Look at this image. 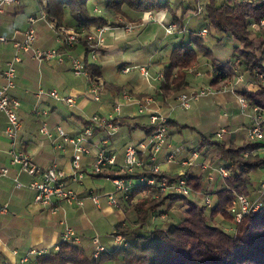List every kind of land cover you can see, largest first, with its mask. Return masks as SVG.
Listing matches in <instances>:
<instances>
[{"label":"crops","instance_id":"crops-1","mask_svg":"<svg viewBox=\"0 0 264 264\" xmlns=\"http://www.w3.org/2000/svg\"><path fill=\"white\" fill-rule=\"evenodd\" d=\"M99 3L102 2L98 0L91 3V8ZM42 11L40 0H20L9 6L0 18V37L6 39H0V86L5 84L4 71L8 63L14 60L16 54L22 59L16 64L17 85L10 91V96L20 102L17 110L19 129L15 138L7 135L8 118L6 114L0 113V169L9 168L7 175L0 176V208L7 205L5 211H0V259L10 264H21V259L25 256L28 257V262L24 264H48L42 262L41 255L50 253L57 244L63 242L62 234L68 226L79 235L80 246L95 251L97 239L110 251L113 250V233L117 224L134 225L137 220L136 212L128 209L129 204L122 200L123 194L117 191L113 182V178L118 175L119 165L124 162L127 146L137 145L139 158L147 164V169L158 166L159 171L182 174L187 168L182 165V160L192 152L200 151L203 136L216 133L211 139H220L230 144H241L246 140L251 125L250 114L247 110H242L241 106L240 109L229 106L233 102H239L238 89L257 87L255 81L246 78L236 84V93L217 91L195 101L190 109L179 105L178 94L163 98L159 91L160 81L156 76L169 65L173 47L187 37L186 32L178 29L168 31L171 15L165 11L130 12L132 22L128 25L105 26L106 44L98 49L95 58L87 56L89 63L99 66L102 74L99 78H95L89 69L87 74L76 75L71 70L68 59L63 63L56 59L39 63L31 51H17L16 45L25 38L30 25L29 18L38 16ZM67 20L71 21L69 13ZM199 24V19H192L190 25L193 28L190 29L196 30ZM35 27L37 48L57 46L66 52L57 41L56 32L45 20L38 21ZM116 42L123 51L133 46L141 49L152 47L147 51L148 58L145 61H135V52L129 59L118 64L121 60H115V54L107 51L108 45H116ZM84 50L81 41L72 52L84 56ZM147 64L150 65L149 71L153 76L151 80L140 70V66ZM202 64L201 68L190 71L187 91L204 87L220 90L222 84L216 87L211 83L214 71L212 63L203 58ZM127 67L131 69L126 71ZM98 80H103L105 85L100 100H95L91 97L92 86ZM52 90L74 96L75 105L55 100L49 95ZM124 92L138 101L124 99ZM221 105L228 108L223 116L219 112ZM117 106H120L119 111ZM200 108L203 111L199 112ZM155 113L166 116L169 124L165 145L153 157L150 149H143L140 145L146 140V127L154 124L151 115ZM94 116L111 121L114 128L97 126L88 136L85 145L89 152L82 155L79 169L82 177L75 181L72 167L74 145L64 140L58 133V127H62L69 137L74 138L91 124L90 119ZM43 126L47 127L51 135L42 132ZM222 129L227 131L222 137H218L217 134ZM13 150L31 155L43 169L55 164L65 173L64 180L76 192L82 205L61 202L58 211L52 212L51 209L36 204L37 191L30 184L39 179V176H31L22 172L19 165H13ZM101 150L107 158L115 160V164L104 165L101 172L114 173L113 177H100L99 172L94 169ZM202 150L203 158L201 157L200 163L206 161L205 155L211 157L216 154L207 147ZM217 163L213 166L219 168L214 169L213 176L207 177L210 181L205 182L209 192H215L224 185L219 169L225 162L219 160ZM204 166V170H207L208 165L205 163ZM191 169L196 174L203 172L199 165ZM261 178H264V170L255 174L254 183H260ZM18 182L22 186H18ZM112 193L118 197V205L110 203L109 196ZM92 197H96V201ZM204 198L199 194L190 196L191 200L199 203H203ZM187 207L182 201L175 203L169 211L172 219L160 223H176L181 216L180 212H186ZM33 249L41 253H31Z\"/></svg>","mask_w":264,"mask_h":264},{"label":"trees","instance_id":"trees-1","mask_svg":"<svg viewBox=\"0 0 264 264\" xmlns=\"http://www.w3.org/2000/svg\"><path fill=\"white\" fill-rule=\"evenodd\" d=\"M43 3V0H40L50 21L75 27L80 32L76 44L61 46L66 52L61 51L73 53L72 50L82 41L87 69L95 78H99L102 74L99 66L87 60V56L94 50L88 43L90 32L109 24L123 26L124 23L117 22L115 18L122 16L132 20L130 12L169 10L173 19L171 24L175 23L176 29L186 32L187 37L170 52V63L164 69L165 77L159 79L161 96L166 99L186 92L190 84V71L197 67L201 68L202 59L207 58L214 67L211 82L214 86L228 85L230 79H235L241 73L243 76L245 74L246 78L257 83L256 88L238 89L239 95L249 104L247 113L251 114L252 107L255 106L264 109V30L252 29V23L264 19V0H202L203 10L200 13L199 0H105L104 8L95 5L100 8L99 11L94 10L95 6L91 8L90 0H47ZM68 13L71 21L67 20ZM194 18L199 19L200 24L196 30H191L193 27L190 22ZM204 28L207 29L208 34L216 29L226 33L228 37H235L244 44V49L237 46L232 58L226 63L212 59L210 45L206 38L200 35V31ZM255 37L261 38L262 41L257 43ZM98 49L100 48H96ZM167 124L168 121L166 126ZM146 129L148 131L145 141L157 129V125L147 126ZM211 138L213 134L203 136L202 148L200 151H195L198 153V158L193 164L184 165L187 168L182 174L149 170L147 164H144L145 166L137 169L135 173L125 175L127 179L135 180L129 198L125 199L123 195L122 200L129 204L128 209L136 212L137 220L134 225L117 224L113 235L122 234L128 237L130 242L128 246L123 245L95 258L94 251L78 243L62 242L58 250L41 255L42 262L48 264H264V207L249 213L240 222H236L229 211L238 195H246L250 200L260 196V183H254L253 175L264 170V156L258 151L262 143L246 138L241 144H230ZM206 147L213 149L216 154L211 157L205 155L206 161L200 163L201 157L203 158L202 149ZM219 160L225 162L221 167L228 171V176L221 175L223 187L215 192H209L205 182L210 181L207 177L213 176V170L219 168L213 166L217 165ZM205 163L208 165L207 170L203 167ZM198 165L203 172L196 174L191 168H196ZM109 175L113 177L114 173L99 172L98 174L100 177ZM143 176L153 177L157 182L164 179L174 182L185 178L192 189L191 194L156 195V187L139 181ZM254 191L258 192L256 197L251 196ZM194 194L205 196L203 203L191 200L190 196ZM208 196L212 199L210 205L206 203ZM262 200L264 201V195ZM180 201L188 206L184 216L176 223H160L163 222L160 221V217L166 215V212L169 213L175 203Z\"/></svg>","mask_w":264,"mask_h":264},{"label":"built area","instance_id":"built-area-1","mask_svg":"<svg viewBox=\"0 0 264 264\" xmlns=\"http://www.w3.org/2000/svg\"><path fill=\"white\" fill-rule=\"evenodd\" d=\"M20 0H0V18L5 13L6 9L18 3ZM44 3L47 0H43ZM95 11H99L100 8L95 6ZM203 10L202 0H199L198 12L200 13ZM45 20L49 27L52 28L57 35V41L60 43V46H74L76 42L79 40L80 32L72 26L59 25L56 22H52L47 18L46 12L42 11L38 16H31L29 18V27L25 32V38L23 42L18 43L16 45L17 51H31L33 53L34 58L39 62L43 63L47 60L56 59L59 63L65 62L66 59L70 61L71 70L76 75H84L87 74V66L84 59V56H77L72 53H64L57 46H52L47 49L37 48L35 46L37 40V30L35 24L40 21ZM176 29V24H170L168 27V31H174ZM252 29L254 31L264 30V19L260 22L252 23ZM106 28L101 27L96 29L93 32L88 34V43L89 46L93 47L94 50L91 51L90 55L92 58H95L98 50L96 48H101L105 45V32ZM208 31L206 28L200 31V35L205 37ZM2 41L6 39L4 37H0ZM22 59L20 55L16 54L13 61L8 63L7 68L4 71L5 76V84L0 86V113L6 114L8 118V126L6 129V133L9 137L15 138L17 135V131L19 129V118L17 110L20 106V102L12 98L10 96V91L16 87V78H17V62H20ZM149 64L140 66V70L143 75L151 80L153 79L152 74L149 71ZM131 68L127 67L126 71H129ZM200 74V73H199ZM164 72H159L156 76V79H163ZM244 80V76L241 74L237 76L233 82H230L228 85H222L220 90H215L211 87H204L200 90H191L181 93L178 97L179 105L185 109H190L195 101H199L203 96L215 94L217 91H232L236 93V84ZM105 82L103 80H98L92 86V94L91 97L95 100H100L101 91L104 89ZM41 93H43L41 91ZM49 95L55 100L68 104L75 105L76 100L72 95H63L57 90H52L49 92ZM123 98L128 101H138L132 95L127 92L123 93ZM240 105L242 110L246 111L249 108V104L246 99L242 96H238ZM140 102V101H139ZM138 102V103H139ZM117 111H119L120 106H117ZM143 110H141L142 112ZM251 121L252 124L247 132V138L254 142H261L262 145L258 148L259 153L261 150H264V109L258 106L252 107L251 110ZM114 118H110L112 120ZM109 120V119H108ZM91 124L87 126L83 132L74 138H71L66 134L62 127H58V133L64 138L66 142H70L74 145V155L72 159V167H73V179L75 181H79L82 177V173L79 171L81 168V158L84 153L89 152V148L85 145L88 141V136L94 132V128L97 126H108L109 128H114V125L111 121H107L106 119H102L99 116H94L90 119ZM152 123L157 125V129L153 132V134L148 138L147 141L141 143L140 147L143 149H150L152 151L153 157L163 148L166 142L167 137V117L162 114H152L151 115ZM226 129H222L218 132V137H222L224 133H226ZM42 132L48 135L49 133L46 126L42 127ZM257 151V150H256ZM255 151V153H256ZM173 156H171L172 158ZM198 158V153L195 152L191 154L186 160L182 163L183 165L193 164V162ZM11 163L13 165H19L22 172H26L31 176H39V179L34 180L30 187L34 188L37 191V195L35 198V203L47 207L52 210V212H57L60 208L61 202H67L69 204H79L82 205V201L78 198L76 192L71 189L66 181L65 173L60 170L55 164L48 168H41L37 165L33 157L29 154H26L22 151H12V160ZM115 164L114 158H107L104 155L103 150L99 153V158L97 162L94 164V169L97 172H101L103 170V166L106 164ZM145 163L140 160L138 155V147L136 144H130L127 146L124 154V162L119 165L118 175L113 178V182L117 188V191L122 192L125 199L129 198L130 189L133 186V182L135 179H127L125 175H130L135 173L137 169L143 168ZM205 167V166H204ZM151 170L159 171L158 166L152 167ZM220 174L224 177L228 176V171L221 167ZM9 172V168H1L0 176L7 175ZM141 183L147 182L149 185L156 187L157 194H176V195H190L192 189L188 185L185 178H180L174 182H169L166 179L161 180L159 182L156 181L153 177L147 178L145 176L139 179ZM18 186H22V183L18 182ZM264 195V180L260 182V196L254 200H250L246 195H238L234 200L233 204L229 208L231 215L234 217L236 222H240L246 215L249 213L264 207V201L262 200V196ZM96 201V197H92ZM110 203L113 205H118V197L115 193L110 194L109 196ZM206 203L211 204L212 199L208 196L206 197ZM7 208V205H4L0 208V211L3 212ZM165 215H162L164 217ZM232 229V228H231ZM80 240L79 235L72 227H67L62 234L63 242H73L78 243ZM114 247L113 249H117L123 245L128 246L130 244L128 237L122 234L113 235ZM95 251L94 257L98 258L102 253L110 251L103 243L99 242V240H95ZM60 244L54 248L55 250L59 249ZM31 253L40 254V251L35 249L31 250ZM28 257L25 256L21 259V264L27 263ZM0 264H10L8 261L1 260Z\"/></svg>","mask_w":264,"mask_h":264},{"label":"rangeland","instance_id":"rangeland-1","mask_svg":"<svg viewBox=\"0 0 264 264\" xmlns=\"http://www.w3.org/2000/svg\"><path fill=\"white\" fill-rule=\"evenodd\" d=\"M102 3L100 4H98V5H101V8H102V6H103V8H104V1L105 0H100ZM175 1H177V0H175ZM96 2V0H90V3H95ZM174 2V1H173ZM162 11H165V12H168V14L169 15H171V12L169 11V10H162ZM115 19H117L116 21L117 22H121V23H124L125 25H128L130 22H132V21H130L129 19H125L124 17H122V16H120V17H117V18H115ZM126 20V21H125ZM173 19L171 18V22H173L172 21ZM227 34L226 33H224V32H219V31H217L216 29H213V32H211L210 34H208L207 33V35L205 36V38H206V41H207V43L210 45V48H211V50H212V53H211V58L213 59H216V60H219V61H221V63H226L228 60H230L231 58H232V56H233V53H234V51H235V49H236V47L237 46H239L241 49H244V44L242 43V42H240V41H238L235 37H228V36H226ZM220 37H223V38H220ZM221 40H220V39ZM255 39H256V42L257 43H260V41H262V40H260V39H258V37H255ZM117 43V42H116ZM106 44V43H105ZM110 45V44H109ZM108 45V47H107V51H109V52H111V53H113V54H115V56H114V59L115 60H121L120 62H117L118 64H120L121 62H123V60H127V59H129V57L132 55V54H134L135 52H136V56H135V58H133L135 61H138V62H140V61H145V59H147L148 57H147V51L152 47V46H149L148 48H146V49H141V48H137V47H135V46H133L132 48H130L129 47V49H125L124 51L123 50H121L120 48H119V45H118V43L116 44V45H110L109 46ZM210 58V59H211ZM116 63V65L118 66V64ZM113 64V63H112ZM239 71V70H238ZM242 74V73H241ZM240 75V74H239ZM238 75V76H239ZM244 76H245V74H244ZM244 79H246V76L244 77ZM247 79H249V78H247ZM233 80L234 79H230L229 80V83L230 82H233ZM223 85V84H222ZM201 89V88H200ZM199 89V90H200ZM240 106L241 105H239V102L238 101H236V102H233V103H231V105L229 106L230 108H234V107H236L237 109L239 108L240 109ZM203 107V106H202ZM201 107V108H202ZM200 108V109H201ZM198 110L199 112L200 111H203L202 109L201 110ZM217 111V110H216ZM219 112H220V116H223L224 115V113L225 112H228V108H223V106L221 105V108L219 109ZM217 114H219L218 112H217ZM218 116V115H217ZM200 117H202V115H200ZM221 127V126H220ZM219 127V128H220ZM213 134V133H212ZM213 135H215L216 136V133L215 134H213ZM262 152H261V156H264V150H261ZM254 178H255V175H253V180H254ZM264 180V178H261V180L260 181H263ZM158 195H160V194H158ZM258 195V192H254V194H253V196L254 197H256ZM171 210V209H170ZM169 210V211H170ZM168 211V212H169ZM177 211H178V209H177ZM186 212H180V214H181V216L180 217H182V216H184V214H185ZM166 215L164 216V217H160V220L161 221H165V220H171L172 218H171V216L172 215H170L169 213H165ZM180 217H178L177 218V220H179L180 219ZM173 218H176V216H173Z\"/></svg>","mask_w":264,"mask_h":264}]
</instances>
